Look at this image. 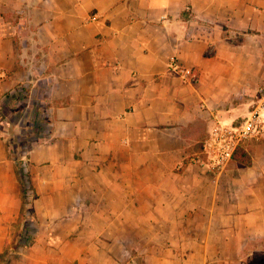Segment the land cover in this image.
Returning <instances> with one entry per match:
<instances>
[{
	"label": "crops",
	"instance_id": "obj_1",
	"mask_svg": "<svg viewBox=\"0 0 264 264\" xmlns=\"http://www.w3.org/2000/svg\"><path fill=\"white\" fill-rule=\"evenodd\" d=\"M24 93L43 132L22 158L28 219L1 114ZM259 96L264 0H0V258L260 259L247 250L264 238V139L248 142L249 166L191 161L213 122L237 123Z\"/></svg>",
	"mask_w": 264,
	"mask_h": 264
},
{
	"label": "built area",
	"instance_id": "obj_2",
	"mask_svg": "<svg viewBox=\"0 0 264 264\" xmlns=\"http://www.w3.org/2000/svg\"><path fill=\"white\" fill-rule=\"evenodd\" d=\"M169 68L175 71L185 83L194 84L198 81V72L193 67L181 66L175 59H171ZM263 139L264 100L259 98L241 121L213 122L203 142L202 151L193 156L191 161L204 167L207 172L219 175L227 169L238 146Z\"/></svg>",
	"mask_w": 264,
	"mask_h": 264
},
{
	"label": "rangeland",
	"instance_id": "obj_3",
	"mask_svg": "<svg viewBox=\"0 0 264 264\" xmlns=\"http://www.w3.org/2000/svg\"><path fill=\"white\" fill-rule=\"evenodd\" d=\"M259 97H256L258 100ZM25 99V93L23 94L22 98L18 102L17 110L13 109V106L10 108H4L1 110L2 118L4 119V132L3 137L8 146L9 156L15 160L14 156L17 155L19 158H23L25 151L34 145L40 138L43 137L42 133L37 130V127L41 126V124L35 123V115L32 114L33 110L29 107L28 101ZM264 100V98H262ZM252 108L250 105L249 110ZM10 111L16 113L17 115H13ZM242 118L239 119L241 121ZM238 121V122H239ZM36 133V137L34 134ZM247 143L243 146L247 148ZM229 166V165H228ZM256 239V243L250 244L248 246V253L253 252L254 250L259 251L260 255V262L264 263V238L257 237L253 238ZM246 252V253H247ZM248 257V256H247ZM246 254H244V259L246 260ZM249 258V257H248ZM256 263V261H253Z\"/></svg>",
	"mask_w": 264,
	"mask_h": 264
},
{
	"label": "trees",
	"instance_id": "obj_4",
	"mask_svg": "<svg viewBox=\"0 0 264 264\" xmlns=\"http://www.w3.org/2000/svg\"><path fill=\"white\" fill-rule=\"evenodd\" d=\"M14 158H15V169L17 173V179L19 182L20 192H21V197H22L21 216H24L25 219H28L30 214L28 213V211L25 212L24 207L27 204L29 197L34 196L33 187L31 184L30 175L27 169L25 168L23 160L19 158L17 155H15ZM231 161H234L240 166H249L251 164V157L247 149L244 146H238L232 155ZM25 229L26 231L25 233L22 234V236L25 238L26 241H29L30 239L29 231L30 230L28 229V227ZM8 254L9 252L5 249L3 253L1 254L0 264H7ZM253 261H256L257 264L262 263L260 262L259 257L257 256L251 258L249 261V264L250 263L254 264Z\"/></svg>",
	"mask_w": 264,
	"mask_h": 264
}]
</instances>
